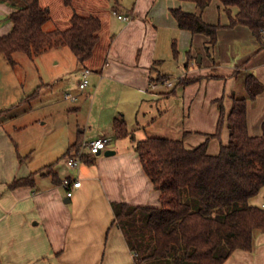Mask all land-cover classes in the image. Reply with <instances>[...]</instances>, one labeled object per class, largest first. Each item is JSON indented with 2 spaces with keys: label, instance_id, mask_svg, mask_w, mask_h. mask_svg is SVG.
<instances>
[{
  "label": "crops",
  "instance_id": "1",
  "mask_svg": "<svg viewBox=\"0 0 264 264\" xmlns=\"http://www.w3.org/2000/svg\"><path fill=\"white\" fill-rule=\"evenodd\" d=\"M86 1L87 10H99L96 13L103 21V28L92 58L85 63L74 60L73 67L67 71L77 73L78 83L73 88L66 86L65 91L77 95L85 67L93 70L89 84L92 82L90 89L93 91L86 92V96L82 92L67 107L80 116L84 111H88V115L77 125L70 119L64 124L62 129L67 139L64 138V146L58 150L60 158L40 163L32 157L34 149L28 151L14 138L10 124L19 120L15 127L23 130L29 124L24 119L29 115L27 109L21 110L15 118L0 119V264H137L135 252L116 221L114 204L159 206L160 191L145 173L135 141L131 137H115L114 119H124L139 140L158 136L149 135L147 131L156 122L155 104L169 98V94H177V90H171L175 84L153 89L152 82L161 76L173 80L175 74H180V79L196 77L199 80L206 76L208 79H204L212 85L224 80L218 79L220 68H228L227 72L219 74L221 77L230 76L236 69L237 63L228 66L223 63L224 53L234 51L233 44H252L250 52H236L244 59L264 54L262 43L246 25L221 28L218 42L213 46L208 35L181 28L172 11L181 8L202 13L209 23H216L215 18L221 20L224 16L218 23L227 25L230 15L220 0H212L204 10L190 0H113L110 9L109 6L92 7L96 3L102 5V0ZM20 5L17 0H0V35L12 30L10 14ZM115 12L129 19L123 20ZM237 12V7H231L233 15ZM73 14L64 13V26L69 25L63 29L71 25ZM52 19L51 10L49 21ZM174 42L179 56L173 52ZM59 49L65 46L56 47L57 51ZM262 61L250 66L251 69L256 72L264 69ZM261 75L257 73L264 82V73ZM59 79L60 76L48 80L41 78L30 103L33 116L39 115L41 120L49 115L45 109H60V102L49 95ZM88 99H91L89 105ZM256 100L259 105L252 106ZM256 100H249L248 107L252 135L262 133L264 91ZM94 112L96 116L93 117ZM47 123L45 120L44 124ZM193 133L192 129H187L181 137L188 148L199 145ZM103 136L111 140L104 150L92 155L93 162L82 160L77 168L68 165L69 156L81 151L88 153L83 148L84 142ZM78 140L82 142L78 152L70 153L71 146ZM208 150L217 154L220 146L210 141ZM53 151L55 155L56 149ZM62 157L64 161L60 162ZM52 163L54 165L49 167ZM34 172H37L34 185L9 187L15 179ZM66 177L82 180L72 197L67 196L62 186ZM250 202L264 208V186ZM224 264H264V232L256 231L253 250L237 249Z\"/></svg>",
  "mask_w": 264,
  "mask_h": 264
},
{
  "label": "trees",
  "instance_id": "2",
  "mask_svg": "<svg viewBox=\"0 0 264 264\" xmlns=\"http://www.w3.org/2000/svg\"><path fill=\"white\" fill-rule=\"evenodd\" d=\"M17 1L20 7L10 14L13 28L0 35V53L12 64L17 52L34 57L58 46H68L79 63L92 58L103 28L100 16L75 12L68 28L47 30L45 24L51 19L48 6L40 0ZM190 1L204 10L212 0ZM220 1L230 15L227 25L206 22L202 13L181 8L172 11L181 28L208 35L213 46L221 28L246 25L264 47V0ZM233 6L238 8L235 15ZM173 52L179 56L176 42ZM196 80L183 78L179 84ZM245 87L248 95L233 94L228 112L220 100L217 131L208 133L207 140L194 148H188L184 138L149 136L139 140L124 119H114L115 137L135 141L144 171L160 191L159 206L114 204L116 221L137 264H224L237 249L253 250L256 231L264 232V208L250 202L264 186V121L260 135L250 133L248 121L249 100L257 99L264 83L249 72ZM224 126L229 140L217 154H211L209 142L221 138ZM81 143L75 142L69 152L76 154ZM92 155L82 153L80 157L93 162ZM36 173L15 179L9 187L34 185Z\"/></svg>",
  "mask_w": 264,
  "mask_h": 264
},
{
  "label": "rangeland",
  "instance_id": "3",
  "mask_svg": "<svg viewBox=\"0 0 264 264\" xmlns=\"http://www.w3.org/2000/svg\"><path fill=\"white\" fill-rule=\"evenodd\" d=\"M86 2V0H73V4L69 5L66 4L64 0H42L43 6L50 7L53 15V19L45 24V29L52 30L57 27H67L69 24L64 26L65 21L63 16L65 12L71 15L78 12L84 15L94 14L99 16V14L96 13V11L99 10H87L86 4L88 3ZM112 3L113 0H102V5L96 3V5H92V7L96 8V6H98L99 8V6H102L103 8L104 6L105 8L109 6L110 9ZM223 18L224 16L221 18L222 21ZM215 19L217 21L215 24L221 21L220 18ZM225 43L227 44L228 41H225ZM233 45L234 51L228 54L226 52L224 53L223 63L227 66L229 63L232 64V62L237 63V66H235L236 69L231 72L230 76H228L229 74L223 77L219 76V74L227 72L228 68L224 67L220 68L217 74L218 79H224L225 81H217L216 84L211 85L208 83L209 81L204 79H208V77L201 76L199 80L182 85L179 84L180 74L179 76L178 74L173 76L172 81L176 88L173 87L171 90H177V94H169L170 100L167 97L155 104L153 111L154 115H156V122L147 130L148 133H150L149 135L153 134L161 137L181 138L185 130L192 129L194 132L193 138L195 140L198 138L200 145L207 140L208 133L217 131L221 114L219 107L220 100H223L226 111L228 112L233 100V94L238 97H245L248 95L245 87L246 75L249 72H253L256 75L257 73L260 75L264 73V69H259V71L256 72L250 67L255 66L257 62H263L264 54L260 56L253 54L251 59H244L242 58V54L246 50H248L246 52H250V46L252 47V44L246 42L245 44L236 43ZM239 51L242 54L236 53ZM15 60L16 63L12 64L4 53H0V119L15 118L21 110L27 109L29 115L28 117L25 115L26 118L24 119L28 120L29 124L23 128V130H18L15 127L19 120H14L12 124H10L14 138L18 139V141L20 140V142L25 145L24 148L29 149L28 151L31 152V150L34 149L32 157L33 159L37 158L40 163H43V161H56L60 158V156H58V150L64 146V138L67 139L65 136V129H62L64 124L70 119L73 124L77 125L79 120L81 121L88 115V111H84L82 116H80L75 110L68 109V105L72 104L74 101L65 98L67 94L65 87L71 85L73 88V86L75 87L76 83H78L77 73L67 72L73 67L74 60L76 62L77 59L71 49L65 46V49H59V51L56 50V47H52L46 53L34 57H30L24 52H17L15 54ZM202 63L207 64L206 62ZM59 76V82L53 87L49 95H51L50 98L57 99V101L60 102V109H45V113L49 115L40 120L39 115L33 116L31 114L32 109L30 103L33 99V95L38 89V84L41 83V78L48 80ZM92 76L91 74L90 80ZM229 77L232 80L229 81ZM158 80L164 79L159 78ZM91 86L92 82L87 89L78 90L76 93L78 96H76L79 98V94L82 92L84 94L86 92L91 94V92H89L93 91L90 89ZM83 96H86V94ZM90 100L88 99V105ZM257 105H259V101L256 100L253 102L252 106ZM161 113L163 115H161ZM94 116H96L95 112L93 117ZM45 120H48L47 124H44ZM212 127L213 130H211ZM228 140V128L224 126L221 138L215 137L210 141L215 142L221 148V144H226ZM53 148L56 149L55 155ZM63 159L62 157L60 162H63Z\"/></svg>",
  "mask_w": 264,
  "mask_h": 264
},
{
  "label": "built area",
  "instance_id": "4",
  "mask_svg": "<svg viewBox=\"0 0 264 264\" xmlns=\"http://www.w3.org/2000/svg\"><path fill=\"white\" fill-rule=\"evenodd\" d=\"M119 18L123 19V20H128L129 16H125L122 14H118L117 12H115ZM93 73V70L90 67H85L82 70V80L80 83V87L81 89H85L89 86L90 84V75ZM164 86H174V82L170 79H164V80H158V81H154L151 83V87L153 89H158L160 87H164ZM66 99H71V100H76L77 96L71 93H67L66 94ZM111 140L110 137L108 136H103V137H98L95 138L93 140H88L86 142L83 143V148L87 149V152L90 154H97L99 152H101L102 150H104L107 147L108 142ZM84 153L83 151H81L78 155H73V156H69L67 158V163L69 166L71 167H79L80 164L82 163V159L80 157V155ZM82 185V180L78 179V178H70V177H66L62 180V186L65 188L66 192H67V196L68 197H72L75 194V191L77 188H79Z\"/></svg>",
  "mask_w": 264,
  "mask_h": 264
}]
</instances>
